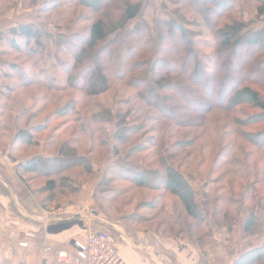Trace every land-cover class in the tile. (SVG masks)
<instances>
[{
    "label": "rangeland",
    "instance_id": "374dc122",
    "mask_svg": "<svg viewBox=\"0 0 264 264\" xmlns=\"http://www.w3.org/2000/svg\"><path fill=\"white\" fill-rule=\"evenodd\" d=\"M83 1L79 5L72 0H0V153L8 152L14 158L9 160L15 162L35 155L56 157L59 147L68 142L78 156L91 160V168L75 164L65 171L56 181L61 190L45 206L49 210L57 208L73 197L69 193L73 188L79 189L92 180L99 184L104 179L108 181L105 188L97 185L92 196L90 191L86 195L89 209L104 216L105 221L118 224L126 231L134 228L165 236H175L181 231L180 236L194 241L207 231L211 222L221 225L225 215L235 217L244 208L249 212L256 203L264 212V152L261 149L264 115L252 109L248 101L240 102L230 112L228 106L223 108L225 98L217 102L219 89H214V85L212 97L203 91L204 81L198 84L192 78V83L184 84L192 89L186 93L181 86L177 88L182 74L174 59L183 58L187 51L178 54L176 47L183 42H179V35L172 28L166 29L163 43L159 38L150 42L140 40L145 52L133 60L136 65L128 76L125 73L129 66L127 57L138 46L131 40H126L129 44L121 43L116 35L111 36L110 42L100 43L101 49H110L114 54H102L103 66L109 70L110 86L101 95L88 96L81 89L88 78L81 80L78 69L70 75L73 64L70 52L88 37L95 20H105L107 15L116 22L123 13L116 10V3L100 11L95 4L90 6L91 0ZM138 3H142L140 14L127 23L126 31L145 24L155 32L157 20L178 18L185 26L194 54L209 72L212 63L228 66L231 55H221L215 42L217 29L234 26L244 28L243 31H256L264 27V15L257 14V9L264 7V0H219V5L210 10L212 14L197 12L190 0H138ZM230 5V10L221 12L223 15L215 23L210 20ZM20 25L33 27L38 39L23 41L13 36L11 29ZM11 39L17 41L15 47ZM118 49L125 55L117 57ZM244 57H251L264 67V51L242 50L231 58L232 77L241 75ZM249 62H244L248 73L244 86L257 91L264 101V71L260 83H250L254 65ZM152 66L172 73L173 82L164 83L165 90L161 92V103L167 107L163 116L146 105L143 97L146 88L142 85H147L144 77ZM229 83L230 79L225 94L230 91ZM180 93L186 102L178 96H182ZM174 97L178 102L173 104L170 101ZM181 105L187 112L177 110ZM250 115L251 122L241 125V120ZM23 130L32 136L31 145L16 139ZM161 153L174 155L170 164L191 183L198 201L203 197L207 201L200 226L188 217L183 201L174 193L153 187L155 171L162 169L156 157ZM65 157L71 162L69 152ZM121 162L149 173V178L136 176L135 183L120 179L117 173ZM223 175L226 177L222 178ZM257 180H261L260 185L255 191L247 189L250 199L242 205L224 203L231 197L239 202L245 187ZM28 183L34 190L45 182L34 178ZM203 189L206 195L201 194ZM34 192L38 199L49 196L43 189ZM218 196L221 200L216 201ZM56 218L53 215L48 221ZM260 264H264L263 255Z\"/></svg>",
    "mask_w": 264,
    "mask_h": 264
},
{
    "label": "trees",
    "instance_id": "16d2710c",
    "mask_svg": "<svg viewBox=\"0 0 264 264\" xmlns=\"http://www.w3.org/2000/svg\"><path fill=\"white\" fill-rule=\"evenodd\" d=\"M73 2L78 3L81 5L82 3H85L83 0H72ZM195 10L199 13H213L211 10L212 7H216L219 5V0H190ZM116 3L118 9L123 13L122 18L119 19V21L112 22L111 18L106 15L105 20L99 19L95 20L89 29L88 37L82 41L79 45H76L73 50L70 52V56L73 58V64L71 66V73L72 75L77 69L80 70L81 80H84L85 78L87 81H84L81 85V89L86 92L88 96H97L101 95L108 91L110 86V78L108 76L109 70L103 66L102 62V54L109 53L111 56L114 54L111 53L110 49H101L99 47L100 43H104L108 40L110 42L111 36L116 35L118 38V41L121 43H127L126 40H131L132 44L137 45L138 48L135 51H132V53H129L128 55V70L126 75L128 76L132 70H134V66L132 62L135 58L140 56L142 53L145 52V46H143V43L140 41L141 39H145L146 42L153 41L154 39H160V43L164 42L163 34L166 32V29L172 28L174 31H176L179 35V42H183L179 47H176L179 51V53H182L183 50L187 51L185 56L180 59H174L175 60V66L178 67L181 75V80H179V84L176 85L177 88L182 87L181 89L184 90V93L192 90L189 89L188 86L184 85L188 82L192 83L193 79H196L195 82L198 84L201 82H205L203 91L209 95V97H212L215 94V90H218V103H221V100L223 98L225 105H223V108L228 106L229 111L232 112L235 107L244 101H248L249 105L252 109L259 110V114L262 116L264 115V101L261 99L260 95L257 91H254L253 89L249 88L248 86H244V82L247 81L248 73L245 71V66L248 61L249 64L254 65V69L252 70L251 78L249 80L250 83L258 84L261 82V75L264 71V67L261 66L260 62L256 63L253 62L251 57L243 58L241 61L242 69H241V75L238 77H232L231 74V66L233 64L232 59L234 55H236L238 52L246 49H257L258 51H264V27L256 30V31H243L244 28L242 27H232V28H226L225 29H217V32L215 34V42L216 45L220 48L221 55L225 54H231L228 57V66H223L220 64H214L212 63V68L209 71L204 69L202 61L199 59V56L194 54L193 51V45H191L188 40L185 31V26L178 20V18L172 17L166 20H157L155 24V32H151L149 26L145 24H141L137 27H134L130 31H126L125 27L127 23L133 19H135L141 11L142 3H138V0L136 1H130V0H91L90 6L92 4H95L98 8V10L101 11L104 7L107 5H112ZM222 7V6H220ZM233 7V5H232ZM231 5L226 8V10H221L217 15H214L215 17L210 18V20H213L215 23L223 14L225 11L230 10ZM107 14V13H106ZM257 14L259 16L264 15V7H261L260 9H257ZM206 17V16H205ZM215 18V19H214ZM207 19V18H206ZM211 24V25H214ZM212 27V26H211ZM11 34L15 36L16 38L23 40V41H29V40H37V33L36 30L28 25H20L17 28L11 29ZM118 34V35H117ZM1 38V36H0ZM177 36H175L174 39H176ZM148 40V41H147ZM137 41V42H135ZM11 45L15 47L17 44V41L14 39L10 40ZM37 42V41H35ZM120 43V44H121ZM129 44V42L127 43ZM126 44V45H127ZM144 44L145 43L144 41ZM131 45V43H130ZM129 46V45H127ZM188 49H186V47ZM99 47V48H98ZM104 48V47H103ZM175 48V51H176ZM121 49V47H120ZM118 49V51L115 53V55L118 57H122L124 54L123 51ZM106 50V51H105ZM110 50V51H109ZM108 54V55H109ZM113 54V55H112ZM222 59L224 57H221ZM226 58V56H225ZM246 59V60H245ZM150 60V58H149ZM151 60H153V57H151ZM246 61V63H244ZM155 63V62H154ZM138 64V63H137ZM154 65V64H153ZM117 66H119V63H117ZM182 66V67H181ZM193 67V68H192ZM192 68V69H191ZM170 71H159L155 67H150V70L148 73H146L145 80L147 82V85H142L146 88V93L143 96L145 99L146 105H151L153 109H155L159 114H163L162 112L167 110V107L162 105L161 100H163V96L161 94L162 90L164 89V83L166 82H173V80L170 78L172 73L170 74ZM193 78V79H192ZM230 79L229 87L230 91L225 94V86L227 81ZM256 82V83H255ZM192 85V84H191ZM195 85V84H194ZM212 85H214V89L212 88ZM184 86V87H183ZM189 89V90H188ZM196 91V89H194ZM193 90V91H194ZM181 95H178L183 102H186V98H184L183 93H180ZM226 95V96H225ZM198 96V95H197ZM142 97V98H143ZM174 104V102H178L177 98L174 97L173 100H171ZM212 107H217V105H212ZM221 107V106H219ZM202 109V107H200ZM177 110L184 113L187 112L186 107L180 106L177 107ZM163 116V115H162ZM252 117H250L246 120H241V125H246L249 122H251ZM241 136V133H240ZM19 138L21 143L26 145H31L32 143V136L29 134L28 131H21L16 135V139ZM262 150L264 152V142L262 143ZM69 152L71 154V162L68 161L65 157V153ZM167 154V155H166ZM161 153L159 155H155L158 158V161L160 162L161 171L156 170L155 171V178L152 179V182L155 184L153 187H157L162 190H166L168 192L174 193L181 201H183V206L186 214L188 217L194 219L196 221V225L200 226L203 220V215L199 212L197 206H196V194L191 186V183L187 180V178L175 167H173L169 161L174 157L173 154L169 153ZM169 154V155H168ZM57 156L54 157L52 155L49 156H43V155H35L32 157H29L16 165V172L19 176L25 177V181H27L28 178L29 181H32L34 178H40L44 180V184L42 187L38 188L37 190H45L49 196L45 199V202L50 200L55 194L58 193V190L60 191V185L57 186V180L62 178L63 173L65 171L71 170V168L75 164H80L82 167L87 168L90 166L91 168V160L87 158L86 156H78L76 153V149L72 147L68 142H64V144L59 147L58 152L56 154ZM128 157V155H127ZM118 177L123 180L131 181L132 183H135V177L138 176L140 179H148L149 173H142L138 168H135L130 163H118ZM160 170V169H159ZM151 172V171H150ZM226 177L225 175L222 176ZM32 178V179H31ZM107 182H105L104 179L100 181L98 184L99 186H104V188L107 185ZM261 180H257L253 185H249L245 187L244 192H242L240 201L237 202L235 199L231 197V199L224 200L225 204L228 206H235L242 204L246 202V200L250 199L247 196V189H252L255 191L257 187L260 185ZM104 191V190H103ZM102 191V192H103ZM69 193L74 196L73 194L78 193V189L73 188ZM61 194V192H60ZM63 194V193H62ZM207 193H204L203 195H206ZM58 195V194H57ZM221 196V195H220ZM220 196L216 197V201L221 200ZM223 196V194H222ZM102 197V196H101ZM104 197V196H103ZM256 197V195H255ZM63 198H67V196H64ZM230 198V197H229ZM239 203V204H238ZM205 204H207V201H205ZM259 204V203H258ZM257 203L255 205H258ZM255 205L250 208L249 211V217L247 218L246 225L244 226V230L248 234H254L259 229V221L257 217L255 216L254 209ZM194 221V222H195ZM264 256V246L251 249L247 252L242 253L237 260L233 264H260L261 263V257ZM57 264V263H56Z\"/></svg>",
    "mask_w": 264,
    "mask_h": 264
},
{
    "label": "crops",
    "instance_id": "0c3cea01",
    "mask_svg": "<svg viewBox=\"0 0 264 264\" xmlns=\"http://www.w3.org/2000/svg\"><path fill=\"white\" fill-rule=\"evenodd\" d=\"M10 158L8 152L0 153V264H56L54 256L44 254L40 245L70 250L73 239L91 230L112 233L116 250L127 264H233L242 253L264 246V212L258 205L254 213L259 229L254 234L244 230L249 217L246 208L235 217L225 215L221 225L211 222L197 241L180 236L181 231L175 236L134 228L126 231L89 209L87 195L90 191L92 196L98 182L81 186L75 196L49 210L47 197L38 199L34 192L38 188L32 190L31 181L17 174L21 161ZM196 206L204 214V197L196 198ZM46 215L57 218L45 221ZM22 242L28 246L19 247Z\"/></svg>",
    "mask_w": 264,
    "mask_h": 264
},
{
    "label": "built area",
    "instance_id": "2783aa9c",
    "mask_svg": "<svg viewBox=\"0 0 264 264\" xmlns=\"http://www.w3.org/2000/svg\"><path fill=\"white\" fill-rule=\"evenodd\" d=\"M45 219L48 221L49 215ZM116 237L110 232L91 230L70 242V250L47 244L40 245L44 254L52 255L57 264H127L115 247ZM28 243H20L26 248Z\"/></svg>",
    "mask_w": 264,
    "mask_h": 264
}]
</instances>
